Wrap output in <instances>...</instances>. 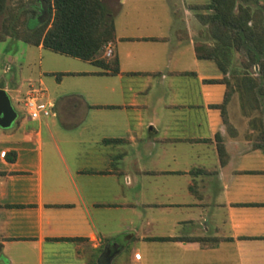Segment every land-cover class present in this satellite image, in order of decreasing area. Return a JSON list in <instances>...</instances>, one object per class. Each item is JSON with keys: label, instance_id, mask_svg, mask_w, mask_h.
<instances>
[{"label": "crops", "instance_id": "1", "mask_svg": "<svg viewBox=\"0 0 264 264\" xmlns=\"http://www.w3.org/2000/svg\"><path fill=\"white\" fill-rule=\"evenodd\" d=\"M103 1L114 37L98 58L117 71L0 40L10 99L40 84L55 103L0 126V264H264L262 125L235 105L223 121L225 85L206 80L222 72L195 52L214 43L211 0ZM238 3L264 36V0ZM13 45L26 71L10 72Z\"/></svg>", "mask_w": 264, "mask_h": 264}, {"label": "trees", "instance_id": "2", "mask_svg": "<svg viewBox=\"0 0 264 264\" xmlns=\"http://www.w3.org/2000/svg\"><path fill=\"white\" fill-rule=\"evenodd\" d=\"M236 2L237 0H211L204 5L213 11L201 13L199 18L206 24L214 43H195L197 57L213 59L222 72L221 77L206 80L225 85L222 101L214 106L220 109L221 117L227 124H230L227 103L235 91L239 92L244 111L251 113L258 109L264 114V36L248 24V12L242 4L238 3L235 10ZM37 3L42 6L37 25L20 24L28 21V11L32 14L38 12ZM0 15H3L0 40L10 35L34 44L41 42L43 47L54 52L90 60L97 65L108 66L113 71L119 69L117 58L107 63L98 58L102 46L114 37L111 10L103 0H18L16 5H10L8 0H0ZM233 50L239 53V66H243V71H235L238 62L234 65L232 63ZM230 65L235 67L231 71ZM68 73L72 72L60 71L56 76L59 78ZM2 86L0 82V87ZM259 124L262 128L257 137L264 139V120L261 117ZM258 128L260 127L257 126ZM215 137L219 155L222 156L224 148L221 137L218 134ZM118 140L120 138L103 139ZM259 144L263 145L264 142Z\"/></svg>", "mask_w": 264, "mask_h": 264}, {"label": "rangeland", "instance_id": "3", "mask_svg": "<svg viewBox=\"0 0 264 264\" xmlns=\"http://www.w3.org/2000/svg\"><path fill=\"white\" fill-rule=\"evenodd\" d=\"M24 1H26V0H24ZM27 1H30V0H27ZM17 2H18V0H8V3H10V5H16ZM35 15L36 14H32L30 11H28V15H27V17H29L28 21L27 22H23L22 21V23L20 22V24H23V26H26V24H28V26H36L37 23L39 22L38 20L40 18L39 19H36V16ZM2 20H3V15H0V28H2ZM14 41H15L14 43H19V45H22V46L24 45L23 42H20L18 40H14ZM33 49H35V48H33ZM11 50H12L13 53H15L17 55V59L12 61L10 72H12L14 70H16V71L19 70V72L21 70L24 71V68H25V71H26V64H24V62H23V55H22L23 54V50L21 49V46L20 47L19 46L18 47H15L13 45L12 48H11ZM45 53H49L51 55H54L52 52H49V51H46V50H45ZM35 57L37 58L36 53L34 55V58ZM232 59H233V54L231 56V60ZM239 60H240L239 59V54H237V59L235 61L232 60V63H233V61L236 62V63L238 62V66H236V68H235V67H233V66L230 65V71L232 69H234V68H235V71H237V70H242L243 71V66H239L240 65L239 64ZM21 62H22V67L23 68L20 67ZM43 62H45V63L47 62L46 57H43ZM48 75L49 74L46 73V74H44L43 77H48ZM24 90H25L24 86H21L20 92H16L15 93L13 91H9V93L11 94V103L14 105V107L16 108V110L18 112L17 117H16L14 123H16L17 121H20V118L23 115L22 104H21V102H19L18 105H17V101L20 100V98H21ZM15 94H16V98L17 99L14 98V96H13ZM240 103L241 102H240L239 92L238 91H235L233 93V95L231 96L230 100L227 103V112H228L229 109H231V106L232 105H235V107H238L242 112H244V114L249 115V119H250L249 121H251V122H258L259 123V119H260V117L262 118L263 114L261 116V112L258 109H255L251 113H247L248 110H245L244 111L243 110V107L241 106ZM228 116H229V114H228Z\"/></svg>", "mask_w": 264, "mask_h": 264}, {"label": "built area", "instance_id": "4", "mask_svg": "<svg viewBox=\"0 0 264 264\" xmlns=\"http://www.w3.org/2000/svg\"><path fill=\"white\" fill-rule=\"evenodd\" d=\"M110 51V48H108L106 54H109ZM17 102H21L24 112L28 117L33 119H41L55 114V103L53 99L47 95L45 88L40 84H29L28 88ZM135 255L138 256V253Z\"/></svg>", "mask_w": 264, "mask_h": 264}, {"label": "water", "instance_id": "5", "mask_svg": "<svg viewBox=\"0 0 264 264\" xmlns=\"http://www.w3.org/2000/svg\"><path fill=\"white\" fill-rule=\"evenodd\" d=\"M17 111L11 103L10 96L4 87H0V126L7 127L13 124Z\"/></svg>", "mask_w": 264, "mask_h": 264}, {"label": "clouds", "instance_id": "6", "mask_svg": "<svg viewBox=\"0 0 264 264\" xmlns=\"http://www.w3.org/2000/svg\"><path fill=\"white\" fill-rule=\"evenodd\" d=\"M139 258H141V257H140V254H138V259H139Z\"/></svg>", "mask_w": 264, "mask_h": 264}]
</instances>
